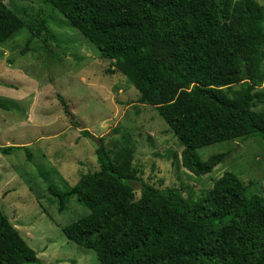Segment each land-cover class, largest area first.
<instances>
[{"label":"trees","instance_id":"16d2710c","mask_svg":"<svg viewBox=\"0 0 264 264\" xmlns=\"http://www.w3.org/2000/svg\"><path fill=\"white\" fill-rule=\"evenodd\" d=\"M52 5L128 77L138 101L154 106L183 150L182 165L211 173L229 151L203 158L216 143L264 139V5L257 0H40ZM48 43L42 10L25 21ZM238 85V88L234 86ZM58 98L82 136H91L63 95ZM0 108L9 106L0 100ZM120 128H116L118 132ZM93 136V135H92ZM97 137L101 165L65 188L49 185L59 211L74 198L87 213L62 227L68 240L94 250L101 264H264V196L226 170L194 199L178 187L142 182L128 132ZM27 146H0L11 153ZM43 264L0 205V264Z\"/></svg>","mask_w":264,"mask_h":264},{"label":"rangeland","instance_id":"374dc122","mask_svg":"<svg viewBox=\"0 0 264 264\" xmlns=\"http://www.w3.org/2000/svg\"><path fill=\"white\" fill-rule=\"evenodd\" d=\"M257 1L264 5V0ZM40 10L49 26L46 44L31 37L24 25ZM255 91L264 92V80ZM59 94L93 136H82L73 125ZM139 98L131 80L52 5L0 0V100L9 106L0 108V146L28 148L0 152V205L43 264H101L94 250L78 246L62 231L87 213L85 207L72 198L60 212L49 190L52 184L72 186L101 168L95 152L100 136L110 149H116L110 140L124 132L132 137L134 163L142 176L134 184L137 196L147 183L178 187L185 197L196 199L226 170L244 183L252 181L250 191L264 196L260 135L199 148L203 158L226 150L229 155L211 173L197 176L182 165L183 147L158 110ZM255 103V110L264 109V102Z\"/></svg>","mask_w":264,"mask_h":264}]
</instances>
